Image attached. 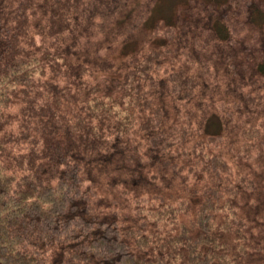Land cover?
I'll use <instances>...</instances> for the list:
<instances>
[{
  "label": "trees",
  "instance_id": "1",
  "mask_svg": "<svg viewBox=\"0 0 264 264\" xmlns=\"http://www.w3.org/2000/svg\"><path fill=\"white\" fill-rule=\"evenodd\" d=\"M0 0V264H264V0Z\"/></svg>",
  "mask_w": 264,
  "mask_h": 264
},
{
  "label": "rangeland",
  "instance_id": "2",
  "mask_svg": "<svg viewBox=\"0 0 264 264\" xmlns=\"http://www.w3.org/2000/svg\"><path fill=\"white\" fill-rule=\"evenodd\" d=\"M179 0H162L159 11L163 12L164 14H168L173 9V6L178 2Z\"/></svg>",
  "mask_w": 264,
  "mask_h": 264
}]
</instances>
